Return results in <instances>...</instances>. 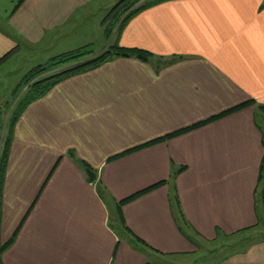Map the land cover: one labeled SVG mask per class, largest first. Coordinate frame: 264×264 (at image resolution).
<instances>
[{
	"label": "crops",
	"instance_id": "obj_1",
	"mask_svg": "<svg viewBox=\"0 0 264 264\" xmlns=\"http://www.w3.org/2000/svg\"><path fill=\"white\" fill-rule=\"evenodd\" d=\"M114 1L0 0L3 63L21 45L47 60L102 50ZM115 40L150 57L65 75L19 112L1 264H264V234L227 242L264 225V0H164Z\"/></svg>",
	"mask_w": 264,
	"mask_h": 264
},
{
	"label": "trees",
	"instance_id": "obj_2",
	"mask_svg": "<svg viewBox=\"0 0 264 264\" xmlns=\"http://www.w3.org/2000/svg\"><path fill=\"white\" fill-rule=\"evenodd\" d=\"M23 1L24 0H12L13 2L12 10L15 9L17 6H19ZM161 1L164 0H118L101 19V24L104 29V35L108 37L110 33L113 34L112 42H110L102 50H100L98 53L93 54L88 58L86 57L88 53H86V51L81 50L82 48L74 51L61 53L59 55L51 57L47 61L46 65L37 66L24 75L22 79V83L24 85L27 84L24 92V96L21 101L20 108L16 111V113L14 112V114L11 116V120L8 126V131L4 139L5 140L4 145L3 148L0 150L1 151L0 152V196H1V185H2L4 169H5L6 156L8 153L11 130L21 109L29 101L42 95L49 87H51L54 83L59 81L62 77L70 73H73L75 71L94 67L116 56L134 57L139 60H147L150 57V54L146 50L119 46L116 43L115 39L118 33L120 32L121 28L123 27L124 23L133 14H135L136 12H138L143 8H146ZM10 53L11 51L6 52L0 57V64L10 55ZM52 69H55V71L51 73H47V71H50ZM259 110H260L259 115L261 120V133H262V140L264 145V110L261 108H259ZM259 180L261 182L262 187H264V156L260 166ZM143 191L144 190H141L129 197H126L120 200V202L128 201L129 199L135 197L136 195L140 194ZM137 241L138 240L136 238L132 237L131 239L132 243H135ZM7 245L8 242L0 244V254ZM0 264H1V260H0Z\"/></svg>",
	"mask_w": 264,
	"mask_h": 264
},
{
	"label": "rangeland",
	"instance_id": "obj_3",
	"mask_svg": "<svg viewBox=\"0 0 264 264\" xmlns=\"http://www.w3.org/2000/svg\"><path fill=\"white\" fill-rule=\"evenodd\" d=\"M117 1L118 0H115L113 3L111 2L112 4H109L107 6L108 8L106 12ZM106 12H102V15H100V23ZM109 36H111V33ZM82 47L83 48L81 50L88 53L86 57L98 53L100 48L98 41ZM49 55L50 54H46L42 51L32 52L29 48L21 45L18 49V52L16 54H13V56L6 63L2 62L3 64L0 67V150L4 145V139L8 131L11 116L20 108L21 101L24 96L27 85H24L22 83L24 75L37 66L46 65ZM53 71H55V69L47 71V73H51ZM257 234H264V225L259 224V226L255 228H250L246 231H243L242 233L232 236L227 242L241 241L243 240V238L254 237ZM222 244H224V241L217 240L214 243L207 245L205 244L206 246L200 245L198 252L193 256V259L191 260L194 261L197 257L202 256L203 253H206L207 250H211Z\"/></svg>",
	"mask_w": 264,
	"mask_h": 264
},
{
	"label": "water",
	"instance_id": "obj_4",
	"mask_svg": "<svg viewBox=\"0 0 264 264\" xmlns=\"http://www.w3.org/2000/svg\"><path fill=\"white\" fill-rule=\"evenodd\" d=\"M87 174H88V179H92L93 178V174L90 170H87Z\"/></svg>",
	"mask_w": 264,
	"mask_h": 264
}]
</instances>
